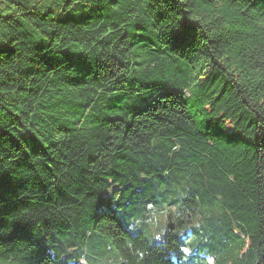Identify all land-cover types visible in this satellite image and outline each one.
<instances>
[{
	"label": "trees",
	"instance_id": "trees-1",
	"mask_svg": "<svg viewBox=\"0 0 264 264\" xmlns=\"http://www.w3.org/2000/svg\"><path fill=\"white\" fill-rule=\"evenodd\" d=\"M0 264H264V0H0Z\"/></svg>",
	"mask_w": 264,
	"mask_h": 264
},
{
	"label": "water",
	"instance_id": "water-1",
	"mask_svg": "<svg viewBox=\"0 0 264 264\" xmlns=\"http://www.w3.org/2000/svg\"><path fill=\"white\" fill-rule=\"evenodd\" d=\"M168 228L170 229V228H171V226H170V225H168Z\"/></svg>",
	"mask_w": 264,
	"mask_h": 264
},
{
	"label": "rangeland",
	"instance_id": "rangeland-1",
	"mask_svg": "<svg viewBox=\"0 0 264 264\" xmlns=\"http://www.w3.org/2000/svg\"><path fill=\"white\" fill-rule=\"evenodd\" d=\"M209 263H210V261H209Z\"/></svg>",
	"mask_w": 264,
	"mask_h": 264
}]
</instances>
